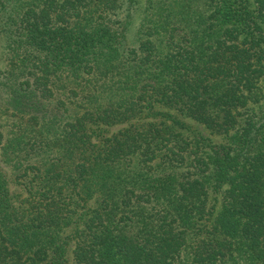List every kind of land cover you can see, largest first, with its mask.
Segmentation results:
<instances>
[{
    "label": "trees",
    "instance_id": "16d2710c",
    "mask_svg": "<svg viewBox=\"0 0 264 264\" xmlns=\"http://www.w3.org/2000/svg\"><path fill=\"white\" fill-rule=\"evenodd\" d=\"M2 48L0 264H264V0H0Z\"/></svg>",
    "mask_w": 264,
    "mask_h": 264
},
{
    "label": "rangeland",
    "instance_id": "374dc122",
    "mask_svg": "<svg viewBox=\"0 0 264 264\" xmlns=\"http://www.w3.org/2000/svg\"><path fill=\"white\" fill-rule=\"evenodd\" d=\"M143 3H144V0H139L140 6H142ZM120 18H122V14H120ZM138 24H139V20H138L137 14H136V16L133 18L132 25L128 31V39L129 40H131L133 38L135 29L138 26ZM4 53H5V51L3 50V48L0 49V79H1V71L3 70V66L5 65V59H4L5 54ZM2 94H3V92L0 90V127L2 126L1 130L4 131L6 125L9 124V119H8L7 115L2 113V110H3Z\"/></svg>",
    "mask_w": 264,
    "mask_h": 264
}]
</instances>
